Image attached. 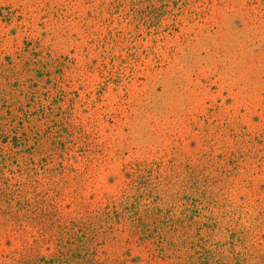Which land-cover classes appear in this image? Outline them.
<instances>
[{
    "label": "rangeland",
    "instance_id": "rangeland-1",
    "mask_svg": "<svg viewBox=\"0 0 264 264\" xmlns=\"http://www.w3.org/2000/svg\"><path fill=\"white\" fill-rule=\"evenodd\" d=\"M0 264H264V0H0Z\"/></svg>",
    "mask_w": 264,
    "mask_h": 264
},
{
    "label": "trees",
    "instance_id": "trees-1",
    "mask_svg": "<svg viewBox=\"0 0 264 264\" xmlns=\"http://www.w3.org/2000/svg\"><path fill=\"white\" fill-rule=\"evenodd\" d=\"M34 220V219H33Z\"/></svg>",
    "mask_w": 264,
    "mask_h": 264
}]
</instances>
